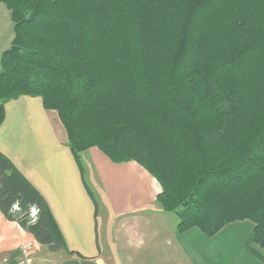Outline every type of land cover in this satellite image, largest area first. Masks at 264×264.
<instances>
[{
  "label": "trees",
  "instance_id": "trees-1",
  "mask_svg": "<svg viewBox=\"0 0 264 264\" xmlns=\"http://www.w3.org/2000/svg\"><path fill=\"white\" fill-rule=\"evenodd\" d=\"M13 39L4 106L38 97L75 157L96 148L159 184L177 234L250 221L264 247V0H0ZM33 211L35 214H33ZM0 214L65 249L38 192L0 154Z\"/></svg>",
  "mask_w": 264,
  "mask_h": 264
},
{
  "label": "crops",
  "instance_id": "crops-1",
  "mask_svg": "<svg viewBox=\"0 0 264 264\" xmlns=\"http://www.w3.org/2000/svg\"><path fill=\"white\" fill-rule=\"evenodd\" d=\"M1 7L0 56L13 39L9 13ZM4 110L0 154L43 198L65 249L48 252L28 232L0 214V261L264 264L246 248L254 227L250 221L228 224L213 237L195 228L177 234L176 217L163 212L156 201L159 184L138 164L112 163L96 148L75 157L57 114L45 110L38 97L11 100ZM26 244L31 246L22 254L21 247ZM252 249L264 259V247Z\"/></svg>",
  "mask_w": 264,
  "mask_h": 264
},
{
  "label": "built area",
  "instance_id": "built-area-1",
  "mask_svg": "<svg viewBox=\"0 0 264 264\" xmlns=\"http://www.w3.org/2000/svg\"><path fill=\"white\" fill-rule=\"evenodd\" d=\"M33 214H35V212L33 211ZM30 244H26V245H23L21 247V253L22 254H25L27 252V250L30 248ZM3 264H28V262H25V261H20V262H17V263H9L8 259L7 258H4L2 260Z\"/></svg>",
  "mask_w": 264,
  "mask_h": 264
},
{
  "label": "rangeland",
  "instance_id": "rangeland-1",
  "mask_svg": "<svg viewBox=\"0 0 264 264\" xmlns=\"http://www.w3.org/2000/svg\"><path fill=\"white\" fill-rule=\"evenodd\" d=\"M0 6H2L1 8L5 9V7L3 5L0 4ZM6 10V9H5ZM173 216H175V214H172ZM176 217V216H175ZM177 219V218H176ZM99 234H100V241L103 243V233H102V218L99 217ZM106 233L108 234V231L106 230ZM102 234V235H101ZM48 251V250H47ZM49 252V251H48ZM2 261V260H1ZM0 261V262H1ZM32 264H43L41 261L40 262H37V261H34V262H31Z\"/></svg>",
  "mask_w": 264,
  "mask_h": 264
}]
</instances>
